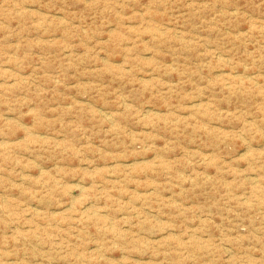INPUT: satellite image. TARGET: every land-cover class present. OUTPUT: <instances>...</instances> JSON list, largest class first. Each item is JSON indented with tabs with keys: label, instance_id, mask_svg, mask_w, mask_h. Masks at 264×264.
<instances>
[{
	"label": "rangeland",
	"instance_id": "rangeland-1",
	"mask_svg": "<svg viewBox=\"0 0 264 264\" xmlns=\"http://www.w3.org/2000/svg\"><path fill=\"white\" fill-rule=\"evenodd\" d=\"M0 264H264V0H0Z\"/></svg>",
	"mask_w": 264,
	"mask_h": 264
}]
</instances>
